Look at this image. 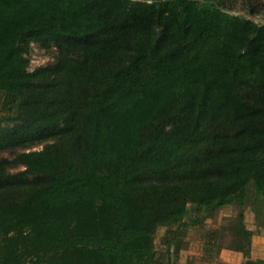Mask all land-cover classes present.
I'll list each match as a JSON object with an SVG mask.
<instances>
[{
  "label": "trees",
  "instance_id": "trees-1",
  "mask_svg": "<svg viewBox=\"0 0 264 264\" xmlns=\"http://www.w3.org/2000/svg\"><path fill=\"white\" fill-rule=\"evenodd\" d=\"M225 3L0 0V152L45 142L0 160V264H176L195 212L264 196V23Z\"/></svg>",
  "mask_w": 264,
  "mask_h": 264
},
{
  "label": "rangeland",
  "instance_id": "rangeland-1",
  "mask_svg": "<svg viewBox=\"0 0 264 264\" xmlns=\"http://www.w3.org/2000/svg\"><path fill=\"white\" fill-rule=\"evenodd\" d=\"M225 2L230 7V12L264 23V0H225ZM31 46L32 49L28 53L31 69L56 62L58 48L55 45L43 46L32 42ZM1 101L2 99H0V105ZM3 124L8 125L6 122ZM44 144L45 142H38L4 150L0 152V160L4 158L12 159L20 151L40 149ZM25 169L24 165L9 164L5 176L11 180V176L17 175ZM22 177L21 181L25 185L31 183L29 181H31L32 176L26 175ZM194 214L199 216L200 222L196 225H190L185 231L183 236V246L185 247L179 252L176 264H189L188 257L190 254H195L193 256H196L199 261L194 264H211L212 261L204 262L210 260V257L203 261L199 259L204 254L203 249L206 242H209V247L213 249L212 252L214 254H218V252L220 254L224 248L236 249L248 244L252 250V244L254 243L256 248L255 256L264 258V196L253 182L250 183L242 198H237L231 203L212 209L203 206L200 211ZM242 225L251 232L249 238H244L238 234V229ZM165 230L166 227H160L155 236L156 249L159 252V257L163 259L166 257L165 248L162 245V237L165 234ZM217 264L225 263L219 260Z\"/></svg>",
  "mask_w": 264,
  "mask_h": 264
},
{
  "label": "crops",
  "instance_id": "crops-1",
  "mask_svg": "<svg viewBox=\"0 0 264 264\" xmlns=\"http://www.w3.org/2000/svg\"><path fill=\"white\" fill-rule=\"evenodd\" d=\"M255 246L254 243L252 244V257L257 259V257L255 256ZM204 250V249H203ZM219 254V252H218ZM217 253L210 256L209 254H207L206 251H204V257L203 255L201 256V258H199L201 261L207 259L208 257H210V260L204 261V262H209L212 261L211 264H217L219 260H221L222 262H224L225 264H243V262L245 261V257L244 254L242 253V251H239L237 249L234 248H224L222 249V251L220 252V254L218 255ZM195 254H190V256L188 257L189 260V264H194L195 262H199L198 259L196 258V256H193ZM203 257V258H202ZM260 259H264V258H260Z\"/></svg>",
  "mask_w": 264,
  "mask_h": 264
}]
</instances>
